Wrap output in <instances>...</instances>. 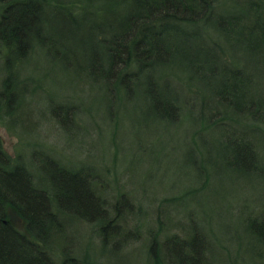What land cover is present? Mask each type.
<instances>
[{"label":"rangeland","instance_id":"rangeland-1","mask_svg":"<svg viewBox=\"0 0 264 264\" xmlns=\"http://www.w3.org/2000/svg\"><path fill=\"white\" fill-rule=\"evenodd\" d=\"M117 2L97 1L107 15L91 8L79 27L49 15L46 44L11 68L17 88L0 97L4 146L22 156L39 185H57L58 166L82 170L80 179L94 178L110 215L124 216L123 229L98 235L108 220L101 209L89 214L59 201L64 239L55 232L51 242L97 264H173L184 247L171 237L203 233L213 264H264V231L262 241L249 232L264 208V43L248 30L259 16L250 5L263 1L215 0L202 35L196 24L178 25L170 40L165 24L155 29L151 54L139 56L133 75L120 61L104 75L115 35L129 41L135 32L132 25L122 28ZM218 21L248 28L224 34ZM0 51L1 87L10 68L5 60L13 57ZM223 85L231 93L220 101L215 94ZM250 112L255 119L243 116ZM233 113L239 117L209 126Z\"/></svg>","mask_w":264,"mask_h":264},{"label":"trees","instance_id":"trees-1","mask_svg":"<svg viewBox=\"0 0 264 264\" xmlns=\"http://www.w3.org/2000/svg\"><path fill=\"white\" fill-rule=\"evenodd\" d=\"M97 1L118 3L117 0H0V47L13 57L11 60L10 56H7L5 60V64L10 68L2 81L0 97L4 93L13 95L17 88L18 78L11 68L23 65L36 47L46 44V23L49 15H54L59 21L68 25L73 20L76 27H79L80 16L95 12L91 8H97L98 12L106 14L102 4ZM261 1L264 4V0ZM130 3L135 6L131 12H129ZM213 3V0H120L116 7H122L121 11L112 9L109 14L115 16L114 13L118 11L117 16L123 19L122 28L132 25L135 27V32L129 41L121 35H115L113 42L117 46L106 51L108 68L105 73L103 70L102 72L107 75L109 70H114V66L120 61L122 70L126 74L133 75L139 56L148 57L151 54L152 44L157 41L154 38L157 35L155 29L165 27V24L170 30V40L178 25L181 27L196 24L201 29L197 30V34L202 35V30L214 17ZM263 4L258 5L253 2L250 5L252 14H259L254 21L255 25L250 28L237 27L239 29L233 30V27L224 26L219 21L214 26L218 32L224 34L248 28L251 34L262 39L258 40V43H264V13L260 15L264 8ZM203 8H205L203 14L194 15L197 14L196 9ZM135 10L136 13H133ZM220 19L222 21V18ZM221 24L223 26H220ZM153 29L154 32L151 34ZM248 45H252L251 41ZM0 57H2L1 51ZM115 57L119 59L117 62ZM106 59L103 54L101 57L103 67L106 66ZM230 91L229 86L223 85L215 97L222 101L223 93H231ZM243 116L255 119L252 112ZM229 117L236 119L239 116L233 113L225 117L221 115L219 118L218 115L209 126ZM236 136L244 139L243 135ZM244 145H249L251 155L256 158L252 142L247 141V144L244 142ZM21 157V155L12 156L6 150L3 138L0 136V264H97L89 257H80L72 254L71 251L69 254V250L64 245L58 247L51 242L55 232L63 238L64 223L59 216L58 202L61 201L64 208L83 210L89 214L101 209L105 216H108V220L105 226L97 227L98 235L103 234L105 229L107 233L113 227L123 229L119 221H122L124 216L110 215L109 209L112 207L101 193L94 190L96 182L94 178L85 180L86 183L80 179L82 170L75 171L65 165L58 166L61 170V173H55L58 186L50 183V188H46L39 185ZM63 173L71 176L64 174L63 177ZM119 203L118 200L116 205ZM83 218L95 225L91 217ZM255 219L256 222L252 219L249 224V232L257 240L262 241L264 208L262 215ZM171 238L181 241L184 247L182 258L177 259L179 262L174 261L173 264H213L206 255L210 242L203 233H196L188 239L177 235ZM104 239L106 245L108 238L105 236ZM169 242V239L165 241L164 246L169 245Z\"/></svg>","mask_w":264,"mask_h":264},{"label":"bare ground","instance_id":"bare-ground-1","mask_svg":"<svg viewBox=\"0 0 264 264\" xmlns=\"http://www.w3.org/2000/svg\"><path fill=\"white\" fill-rule=\"evenodd\" d=\"M214 1H215V0H214ZM244 11H245V10H244ZM259 103H260V106H261L262 104L264 105V101H263L262 99L260 100ZM212 125H213V124H212ZM212 125H211V126H212ZM256 160H257V159H256Z\"/></svg>","mask_w":264,"mask_h":264}]
</instances>
